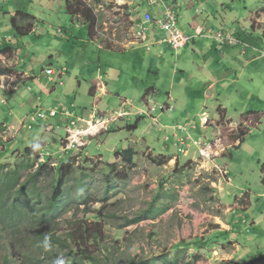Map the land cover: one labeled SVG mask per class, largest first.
Returning <instances> with one entry per match:
<instances>
[{
  "label": "rangeland",
  "instance_id": "obj_1",
  "mask_svg": "<svg viewBox=\"0 0 264 264\" xmlns=\"http://www.w3.org/2000/svg\"><path fill=\"white\" fill-rule=\"evenodd\" d=\"M70 1L74 9L79 7L81 15L90 18L94 26L91 37L87 20L81 15L73 17L67 0H0V50H21V66L17 69L22 72L26 66L30 76L21 83L23 78L14 71L16 52L6 50L7 56L0 60V86L9 90L21 84L16 92L0 91L5 100L4 104L0 102V161L3 159L8 167L34 163L32 169L22 170V181L39 164H47L37 184L44 199L51 192L61 164H75L66 184L71 189V200L53 221L51 216L47 218L53 227L49 231L67 240L72 232H79L82 224L89 226L90 241L76 246L87 248L103 264H131L148 257L164 264V254L170 251L167 256L173 260L181 244L189 246L177 264H264V218L258 223L264 217V0H205L209 12L217 9L224 16L218 17L214 25L219 30L215 31L225 30L238 42H249L251 48L246 51L251 63L245 65L242 61L235 67L239 83L227 92L231 96L225 93L203 103V91L196 92L191 86L189 102L196 107L186 108L187 118L181 120L185 126L190 122V128L179 137L190 136L192 140L181 148L173 146V131L163 129L169 120L158 118L156 126L150 117V108H158L154 113L157 116L162 112L159 107L167 101L164 86L168 76L162 74L159 79L155 74H146L132 49H108H122L137 41L139 17L128 0ZM23 13L35 19L19 17L20 25L27 30L28 24H35L34 32L21 34L13 27L12 18ZM101 67V80L112 95L101 97L96 109L107 114H115L116 110L131 112L129 105L122 106L126 98L149 117L136 115L135 109L130 116L114 118L117 121L112 124L110 118H98L92 126L83 125V132H78L81 134H71L61 118L62 105L72 109L74 104L75 112L87 111L84 115L89 117L94 107L91 82ZM48 69L53 71L51 80ZM65 69L68 71L63 73ZM155 88L145 102L143 96ZM37 97V105L26 102L28 98L34 102ZM221 106L229 119L238 121L242 115L256 112L261 122L258 126L253 123L256 127L243 141L235 140L239 124L250 126L253 117L240 119L237 125L225 116L214 121ZM39 107L43 112L56 109L59 115L32 122L31 118L41 111ZM203 112L209 117L207 129L200 125ZM192 125L197 129L193 130ZM166 136L171 140L167 141ZM196 140L212 143L210 158L200 156L192 143ZM33 146L38 149L37 155L26 158L23 152ZM223 146L226 150L217 159V166L215 159ZM128 149L136 153L133 164L125 162L122 155ZM182 149L188 150L187 156ZM169 157H176L180 163L171 162ZM222 165H228L226 170L219 167ZM79 181L85 185L83 202L78 199ZM235 203L240 208L229 214L227 206ZM165 207L166 211L154 217ZM139 218V222L129 223ZM227 221L231 227L228 232L223 231ZM39 229L45 230L41 226L26 227L12 264H51L45 253L37 257L33 253L30 239ZM197 240L204 245L192 246ZM234 243L239 244L237 252ZM10 244L9 235L0 227V264H5ZM65 252L66 248L56 246L59 258Z\"/></svg>",
  "mask_w": 264,
  "mask_h": 264
},
{
  "label": "crops",
  "instance_id": "obj_2",
  "mask_svg": "<svg viewBox=\"0 0 264 264\" xmlns=\"http://www.w3.org/2000/svg\"><path fill=\"white\" fill-rule=\"evenodd\" d=\"M149 2L150 0L127 1V4L132 7V9L135 11V14L139 17V20H137V32L139 34L137 37V41L122 49H115L113 47H108V49L119 52H127L129 51V49H132V51H134L135 53L134 58L140 61L141 66L146 74H155L159 79L162 74L168 76L166 80L167 84L164 86V89L168 90L167 101L161 104L159 108L162 112L157 116H155L154 113L158 108L155 106V111H152L150 108V113H152L150 114V117L152 118L156 126L158 125V118H165L166 120H169V124L166 125L163 129L173 131V146L181 148L186 144L188 140H192L190 136L184 137L183 135H181V137H179V135L183 132L188 133V129L190 128V125H188L190 122H188L187 126H185L186 123L182 121L181 118H187L184 116L185 114H187L186 108L194 106L193 104H191V102H189V97H192V95L190 94L192 89L191 86H195L194 90L196 92L200 90L203 91V103L214 101L217 99V96L221 97V94L230 92L229 90L234 89V87L239 83V72L237 69L235 70V67L237 65L240 66L242 61L245 65L251 63L249 62L248 53L246 51V48L249 49L251 47L249 42L246 40L239 41L236 45L233 46L224 45L215 40L212 33L217 32L215 30L219 29H217L214 24L219 22L218 17L223 18L224 16H220L217 9H211L212 11L209 12V9L205 6V0H163L157 1L154 5H149ZM169 9H173L177 16V26L179 24L180 27L178 28L184 34L189 35L193 38L187 46L181 49L172 48V46L168 42L167 33L162 30L157 23L159 20L165 17ZM148 12H150L152 16V21L146 23L144 21V14ZM261 23H263V21ZM34 30L35 24L31 32H34ZM224 32L228 33V31L225 30ZM91 40L94 41L92 38ZM235 46H241V48H234ZM99 47L105 49L100 44ZM12 51L14 52L15 49H13ZM15 52L17 61L14 64L16 66L14 71L16 74L21 75V77L23 78V81L21 83H24L27 79H30V76L26 66L24 68V71L22 72L17 69L19 66H21V60L19 59L21 50L16 49ZM1 57L3 58L5 56L3 54H0V60ZM147 58L149 59V61H147ZM101 70L102 67L101 69H98L96 75L94 76L95 80L91 82L92 88L90 90V93L94 96V107L89 114V117L84 115L85 113H87V111L75 112L74 104L71 105L72 109H65L66 104L62 105L63 111L61 118H64L67 122L66 131L67 127L70 128L72 122L75 123L73 129H75L76 131H83V125H93V123L98 120V118H110L108 121L113 120L114 118H118L119 120L125 116H130L137 108L136 106L129 104L127 99L125 98L122 102V106L129 105L132 110L131 112L116 110L114 111L115 114H107L106 112H101L96 109L95 105L102 102L100 99L101 97L112 95V93L108 90L106 84L101 80ZM66 71L68 70H63V73H65ZM52 75H48L50 77V80ZM5 77L6 76H2V78ZM21 83L13 86L9 90H6L5 86L2 85L0 86V91L6 90L16 92ZM155 90L156 88L151 89L150 92H147L143 96V100L145 102H148L149 97L152 96V93H154ZM227 94L230 95L231 93ZM16 100H18V98ZM0 102L4 104V98L0 97ZM26 102L30 103V105L32 106L34 104L37 105L39 102V97H37L34 102L32 101V98H28ZM24 103L25 101L23 100L22 105H24ZM15 104L16 106H21L19 102H16ZM194 107H196V105ZM220 108L225 110L223 106H221ZM39 110L41 111H38V113L43 112L41 107H39ZM51 110H47L48 113ZM47 111H45L44 113H46ZM135 114L139 116L149 117L148 113L142 109H136ZM58 115L59 112L57 111L56 116ZM225 117L230 120L233 125H237L241 119L240 118L238 121H234V119L232 118L229 119L230 117L227 116L226 110ZM201 118L202 121L200 125H202L203 128L207 129L209 126H206V120L204 118L209 120L208 114L206 112H203ZM215 118L216 120L214 121H217V118H221L218 109ZM47 119L48 118L46 117V119L44 120ZM175 120H180L182 123H177L175 122ZM38 121H43V119H37L36 121L32 122ZM116 121L117 120H113L110 122V124ZM191 128L195 130L197 129V126L192 125ZM161 129L162 128H160V130ZM163 129L161 131H163ZM215 130L218 132V135L220 133V130L217 126L215 127ZM166 140L170 141L171 137L166 136ZM196 142L197 140L193 141L192 143L195 145ZM220 150V156L215 159L216 165L217 159L223 157V152L226 150V147L223 146ZM187 152L188 150H183L182 153L187 156ZM169 159L171 160V162L176 160V163H180L176 157H169ZM227 166L228 165H222L219 167H222L226 170ZM222 189L223 187L222 185H220V190ZM227 208L230 209V214L233 213L235 209L240 208V206L235 203V205L227 206ZM262 218H264L263 215L260 217V220H258V223H262ZM225 226L227 227V229H224L223 231H230L231 227L228 224V221ZM233 246L235 247L237 252L239 249V244L234 243Z\"/></svg>",
  "mask_w": 264,
  "mask_h": 264
},
{
  "label": "trees",
  "instance_id": "obj_3",
  "mask_svg": "<svg viewBox=\"0 0 264 264\" xmlns=\"http://www.w3.org/2000/svg\"><path fill=\"white\" fill-rule=\"evenodd\" d=\"M67 7L69 13L76 17L81 15V10L79 7L74 9L73 4L70 0H67ZM87 20V24L89 26V35H92L93 25H90V18L87 15H81ZM24 17L26 19L34 20L32 16L28 14H16L12 18L13 27L21 34L30 33L34 27V24H28L27 30L23 29L20 25V21L17 18ZM19 24V25H18ZM6 50L11 51L13 49L6 48L5 50H0V54L7 56ZM218 112L223 118L225 116V110L221 108L218 109ZM249 116L253 117L252 124L250 126H246L244 123L239 124L238 134L235 137V140L243 141L245 136L251 131L253 127H256L261 122V115L256 112H248L241 116V119L247 118ZM255 123V124H253ZM0 124V131L3 127ZM34 150V151H33ZM38 149L33 146L27 149L24 153L26 158L37 155ZM1 154V152H0ZM125 156V162L129 164H133L134 157L136 153L128 149L122 153ZM8 157V156H7ZM5 157V159L7 158ZM168 160H170L168 158ZM34 162V161H30ZM34 163L22 164L18 163L14 167H8L3 163V159L0 161V227L1 230L9 235L11 244L10 247L6 249L5 255V264H12L13 256L16 249L19 248L18 243L21 241L19 238L22 233L26 230V227L31 229H37L41 226L43 229H39L35 234L32 235L30 242L32 248L34 249V255L37 257L42 253H45V256L50 259L51 264H103L100 259H97L93 253L89 252L87 248L77 247L76 245L80 243L87 244V241H90V230L89 226L82 224L79 228V232L71 233L69 239L61 240L57 238L52 232L49 231L53 229L52 224L47 220L48 217H52L53 221L60 213L61 210H64L66 205L71 200L70 198V187L67 184V178L71 173V169L74 167L73 161L63 165L59 168V173L55 178V181L52 184L51 192L49 194H44L41 189L37 187L38 178L41 173L46 169L47 164H39L36 171L31 174H28V177L25 180L22 179V170L23 169H32L34 167ZM261 181L264 185V162L261 164ZM79 186V195L78 199L80 202H83L85 199L84 192V183L83 181L78 182ZM166 207L159 210L155 213L154 217L158 214L166 211ZM141 219H137L131 221L129 223H137ZM27 223V224H26ZM32 223V224H30ZM49 223V224H48ZM24 224L26 226L24 227ZM48 224V225H46ZM26 232V231H25ZM94 236V235H93ZM73 242V245H72ZM8 243V242H7ZM60 245L67 249V252L59 258L60 255L55 253L56 246ZM192 246L200 247V245H204L201 240H197L192 243ZM187 244L180 245V252H178L177 256L173 258V260L168 259V254L170 251H167L163 256L164 264H177L179 259L184 256L185 250L188 249ZM166 258V259H165ZM148 257L147 260L141 262H132L131 264H157L156 257L153 258ZM43 261L39 262L42 264Z\"/></svg>",
  "mask_w": 264,
  "mask_h": 264
},
{
  "label": "built area",
  "instance_id": "obj_4",
  "mask_svg": "<svg viewBox=\"0 0 264 264\" xmlns=\"http://www.w3.org/2000/svg\"><path fill=\"white\" fill-rule=\"evenodd\" d=\"M157 1H163V0H150L149 5H154ZM144 21L146 23H149L152 21V16H151L150 12L144 14ZM157 23H158V26H160V28L167 33L168 42L170 43V45L174 49H181V48L187 46L191 42V40L193 39L189 35L184 34L178 28L177 16H176L175 12L173 11V9H169L167 11L165 17L163 19L159 20ZM212 35L214 36L216 41H218L224 45L233 46V45H236L238 43V40H236L233 36H231L229 33L224 32V31H218V32L212 33ZM47 74L52 75L53 74L52 69H48ZM151 110L155 111L156 108L153 107V108H151ZM56 115H57L56 110H51L48 114H46L44 112H40L35 117L32 118V121H36L37 119H46L47 116L55 117ZM204 119L206 120L205 123H207L208 120L206 118H204ZM74 126H75V123L72 122V124L70 126L71 134L83 132V131H76L75 129H73ZM89 126H92V124H89ZM81 133H78V134H81ZM73 136H75V135H73ZM195 145L199 149L200 156H202L204 158H210L211 157V155H212L211 153H213V147H212L211 142L206 143V142H203L202 140H198L195 143Z\"/></svg>",
  "mask_w": 264,
  "mask_h": 264
},
{
  "label": "bare ground",
  "instance_id": "obj_5",
  "mask_svg": "<svg viewBox=\"0 0 264 264\" xmlns=\"http://www.w3.org/2000/svg\"><path fill=\"white\" fill-rule=\"evenodd\" d=\"M90 130V129H89Z\"/></svg>",
  "mask_w": 264,
  "mask_h": 264
}]
</instances>
